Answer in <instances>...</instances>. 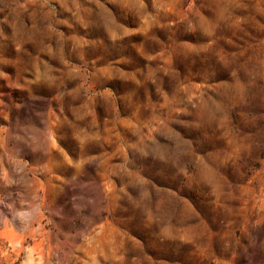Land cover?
I'll list each match as a JSON object with an SVG mask.
<instances>
[{
	"label": "rangeland",
	"instance_id": "1",
	"mask_svg": "<svg viewBox=\"0 0 264 264\" xmlns=\"http://www.w3.org/2000/svg\"><path fill=\"white\" fill-rule=\"evenodd\" d=\"M0 264H264V0H0Z\"/></svg>",
	"mask_w": 264,
	"mask_h": 264
}]
</instances>
